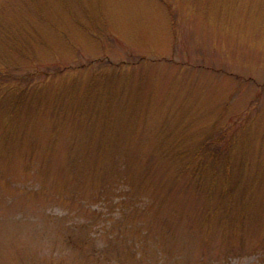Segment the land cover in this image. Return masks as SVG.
I'll list each match as a JSON object with an SVG mask.
<instances>
[{
  "label": "rangeland",
  "instance_id": "obj_1",
  "mask_svg": "<svg viewBox=\"0 0 264 264\" xmlns=\"http://www.w3.org/2000/svg\"><path fill=\"white\" fill-rule=\"evenodd\" d=\"M218 136L220 156L195 157ZM197 159L231 173L213 213ZM260 248L264 0H0V264H260Z\"/></svg>",
  "mask_w": 264,
  "mask_h": 264
},
{
  "label": "trees",
  "instance_id": "obj_2",
  "mask_svg": "<svg viewBox=\"0 0 264 264\" xmlns=\"http://www.w3.org/2000/svg\"><path fill=\"white\" fill-rule=\"evenodd\" d=\"M206 141L208 143V148L212 147L213 149L210 151L198 150L202 153L197 151L198 153L195 154V157L200 156V155H202L204 157V155H206V154L212 155V158H213V156H216V155L220 156V152H218L217 145H219V147L223 148L225 146V142H226L225 138L223 139V137H219V136L218 137H211L210 139H208ZM176 157L177 158L175 160H182V158L180 159L178 154ZM197 160L200 162V164L202 163V166L200 168L193 170V171L190 170V176L192 177V180H194L193 182L195 183L193 185V187L196 190H198V192L199 191L202 192L201 194H203L204 197H205V194L207 195L206 196V199H207L206 202L208 204V210H210V212L213 213L214 208H215V206H212V203H214L213 192H215L214 189L216 188V183H218L219 180L221 181L222 179H224V180L228 179L227 181L229 182V180H230L229 178H230L231 173L229 171H227L226 169H223L222 171H220V168L219 169L218 168H215V169L206 168L205 164H204L205 162H203L200 159H197ZM203 160H205V159H203ZM219 160H214V161L218 163ZM182 164L184 166L186 165L185 162H183ZM184 168H186V167H184ZM205 170H207V175H205L203 172ZM211 171H213V173ZM210 172H211L210 176L207 177ZM227 181H226L225 189H226V192L229 193L231 185H230V183L228 184ZM249 195H250V192L247 193L246 199L243 201L244 204L247 203V199H248ZM228 202L229 201L225 202L223 205V204H221V203H223V201L220 200V203L218 204V201H217V204L221 205V206H225ZM230 202H233V201L231 200ZM217 208H218V206H217ZM229 209H231V207ZM256 250H257V252H255V253H257V256H258V262H260V264H264V249L260 248V249H256Z\"/></svg>",
  "mask_w": 264,
  "mask_h": 264
}]
</instances>
